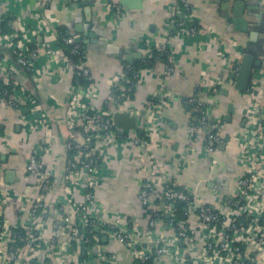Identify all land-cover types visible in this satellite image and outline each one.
<instances>
[{"label":"crops","instance_id":"crops-1","mask_svg":"<svg viewBox=\"0 0 264 264\" xmlns=\"http://www.w3.org/2000/svg\"><path fill=\"white\" fill-rule=\"evenodd\" d=\"M188 1L193 21L201 32L173 41L174 64L179 75L163 80L164 62L155 58L153 48L163 38L170 15L166 0H141L139 8L119 3L121 20L114 19L108 0H50L49 5L43 0H0V21L8 19L13 26V31L4 33L1 31L4 21L0 23L1 64L6 69L4 73L0 70V85H7L8 81L11 87L30 91L45 115L46 124L34 121L24 101L15 109L7 106L1 96L0 225L8 232L29 224V207L21 211L18 204L20 200L31 202L36 197L34 179L27 175L26 167L31 154L39 155L46 162L54 184L39 214L40 234L43 245L53 238L57 246L51 254L46 249L38 250L36 264H80L82 260L87 264L134 263L131 248L118 243L106 226L93 229V244H88L93 249L88 250L89 246L72 242L69 225L63 221V216L72 214L83 198L79 184L71 192L66 190L69 183L66 166L71 159L67 144L81 140L79 132L73 129L74 121L70 120L75 97L95 110L107 106L114 110V101L106 104L112 87L119 83L131 90L128 109L121 112L136 119L137 130L121 129L123 139L98 143L100 160L94 196L108 224L120 223L124 229L141 233L144 238L148 235L145 234L148 212L137 197L149 177L147 174L158 187L175 185L194 193L214 211L227 212L228 201L248 171L245 149L264 156V131L254 126L255 121L264 117V0H241L247 7L244 15L249 23L245 33L235 31L234 24L227 21L238 0ZM62 34L82 37L79 44L94 78V95L85 96L81 90L74 92L73 59L59 54L54 60L46 53L58 49ZM18 46L39 50L33 65L35 76L15 68L14 53ZM249 48L254 50L260 66L254 68L248 90L240 93L234 89L237 75L230 83L224 73L231 66L238 69L245 49ZM125 66L137 68L136 78L128 77L131 83L120 81ZM164 84L168 89L166 105L155 117L152 105L163 96ZM213 84H217L215 91L211 90ZM192 99L217 105L216 114L210 115L203 133L211 131L219 119L223 142L212 162L199 151L181 165L180 155L191 144L189 126L196 116L189 103ZM253 115L255 119L250 118ZM248 119L250 123L246 122ZM44 128L50 140L46 151L41 153ZM148 138L152 146L146 147L143 142ZM153 161L158 165L154 171ZM8 171L14 173L11 183L5 179ZM150 205H157L156 200ZM59 207L64 212H59ZM77 216L78 222L85 217ZM154 234L163 242L173 238V233L163 225ZM201 247L199 238L193 237L184 250L171 248L173 257L165 264H186L183 259L186 255L192 263L201 264Z\"/></svg>","mask_w":264,"mask_h":264},{"label":"built area","instance_id":"built-area-1","mask_svg":"<svg viewBox=\"0 0 264 264\" xmlns=\"http://www.w3.org/2000/svg\"><path fill=\"white\" fill-rule=\"evenodd\" d=\"M166 1L170 8V15L164 26L163 38L153 48L155 58L164 62L163 80L179 75L174 64L173 41L182 36L191 37L201 32V28L193 21L188 0ZM108 2L114 19L121 20L123 14L118 0H108ZM43 3L49 5L50 0H43ZM3 21L1 20L0 23ZM7 26L13 31L11 21H7ZM46 53L54 60L58 58L59 54L62 57L73 59L75 63L74 92L77 94L76 91L81 90L86 94L85 96L94 95V78L86 63L85 53L80 44L75 41L74 36L62 34L59 37L58 49ZM38 54L37 48L26 50L18 46L14 53L15 68L24 69L33 76L34 60ZM0 70L1 72L6 70L1 64V55ZM237 70V67L231 66L225 71L224 77H227L228 82L233 81ZM129 74L136 78V71L130 66H125L120 75V81L131 83L128 80ZM6 84L11 86L8 81ZM217 84H213L211 90L215 91ZM12 87L8 92L5 90L2 92L5 104L17 109L21 101H24L28 105L34 121L39 125L46 126L45 115L31 92L24 88ZM112 88L106 104L114 101L116 104L114 110L109 106L100 111L95 110L87 103L81 104L75 97L74 107L69 111L70 120L74 121L73 129L79 132L81 140L67 144V149L74 151L75 154L67 161L66 170L69 174V183H67L66 190L71 192L74 185L77 184L83 189L82 201L74 207L72 214L63 216V221L69 225L68 234L72 242H78L83 246L87 245V248L88 244L93 242L91 228L104 225L112 231L118 243L131 248L134 261L146 264H165L167 259L173 257L170 252L171 248H174L175 251L184 250L193 237L199 238L202 245L201 264H264V169L261 168L264 167V156L260 153L252 154L248 149H245L248 171L239 180L236 194L228 201L227 212L214 211L206 206L197 195L175 185L158 187L151 176L147 174L149 177L139 189L137 197L139 203L148 212L147 229L145 230V234H148L145 237L146 242L141 233L126 230L120 223H107L94 196V188L97 186L95 175L100 160L98 143L101 141L115 142L125 137L121 129L114 127L112 114L115 111H126L131 101L130 88L121 87L119 83ZM162 93L163 96L152 105L155 117L160 115L166 105L168 89L165 84L162 86ZM189 103L193 105L196 116L189 126L191 144L185 147L180 155V163L182 165L191 160L192 156L200 153L199 151H202L212 162L213 155L217 153L218 146L223 142L221 134L223 125L218 119L213 124L211 131L205 135L203 126L210 119V115L216 114L217 105L207 104L197 99H192ZM250 118L255 119V116ZM249 119L246 122L250 123ZM254 126L261 127L264 131V117L255 121ZM44 132L45 136L39 146L41 153L46 151L50 140V134L45 128ZM149 138L143 142L146 147L151 145ZM150 159L153 160L152 157ZM152 164L154 171L158 165L154 161ZM26 173L34 179L33 186L36 190V197L31 202L20 200L18 206L21 211L24 210V207H29L27 214L29 224L15 227L8 232L5 231L7 229L5 226L0 225V264H36L38 263L36 257L38 250L46 249L47 254H51L57 246L53 238L43 245L42 234H40L42 222L39 219V214L44 208L46 197L54 189L47 164L39 155L31 154L28 158ZM154 200L157 205L151 206L150 204ZM178 204L180 207L176 209L175 205ZM1 208L0 200V212ZM58 211L64 212L62 207H59ZM79 214L85 216L82 222H78L77 215ZM167 215L168 218H166ZM192 219L196 220L193 222ZM188 220H191L192 223ZM0 224H2L1 220ZM161 225L166 226L173 233V238L165 240V242L157 239L154 232ZM91 249L93 248L90 245L88 250ZM186 256L183 258L184 262L194 264L191 257ZM80 264H87V262L82 260Z\"/></svg>","mask_w":264,"mask_h":264},{"label":"water","instance_id":"water-1","mask_svg":"<svg viewBox=\"0 0 264 264\" xmlns=\"http://www.w3.org/2000/svg\"><path fill=\"white\" fill-rule=\"evenodd\" d=\"M141 0H120L119 3L123 7H135L139 8L141 6ZM229 0H224V2L228 3ZM247 7L245 6L244 2L238 0L234 3L231 8L232 15L231 17L227 18V21L234 24V29L237 32L245 33L247 31L248 20L245 18L244 10ZM251 7H248L250 9ZM259 8V7H258ZM255 7V10L258 9ZM225 10H228V7H225ZM261 19H259L260 22ZM261 23V22H260ZM253 36V35H250ZM75 41L80 43L82 41V37L78 36L75 37ZM260 66V61L256 59L255 52L253 49H245L244 55L241 59L239 68L237 70V76L234 84V89L240 93H244L248 90L252 72L254 68ZM231 113V110H229ZM230 116L227 115L226 119L229 120ZM112 121L114 127L117 129L123 130H137L136 126V119L130 116L127 112H115L112 114ZM141 132V131H140ZM14 177V173L12 171H8L5 174L6 182L11 183V180ZM168 218V215L166 216ZM184 219V217H183ZM98 229V228H97Z\"/></svg>","mask_w":264,"mask_h":264},{"label":"trees","instance_id":"trees-1","mask_svg":"<svg viewBox=\"0 0 264 264\" xmlns=\"http://www.w3.org/2000/svg\"><path fill=\"white\" fill-rule=\"evenodd\" d=\"M7 21H8V19H5L4 20V23L1 25V31L2 32H4V33H10V28L7 26ZM132 68H133V70H135L136 71V69L137 68H135L134 66H132ZM129 76L130 77H132L133 78V76H132V74H129ZM10 89H11V86H7V85H0V98H1V96H2V92L5 90L6 92H8V91H10ZM75 154V152L74 151H71L70 153H69V158H72V156ZM178 207H180V205L178 204V205H175V208L176 209H178ZM93 229L94 228H91V231H93ZM90 230V229H89ZM133 264H146V263H142V262H140V261H134V263Z\"/></svg>","mask_w":264,"mask_h":264}]
</instances>
